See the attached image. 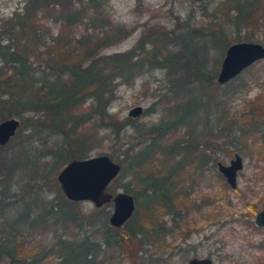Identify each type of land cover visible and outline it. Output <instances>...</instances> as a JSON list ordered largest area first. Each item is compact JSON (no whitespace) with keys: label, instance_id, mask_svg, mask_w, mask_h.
Here are the masks:
<instances>
[{"label":"trees","instance_id":"16d2710c","mask_svg":"<svg viewBox=\"0 0 264 264\" xmlns=\"http://www.w3.org/2000/svg\"><path fill=\"white\" fill-rule=\"evenodd\" d=\"M104 3L105 0H25L22 10H15L12 16L1 20L0 120L26 113L32 115L28 124L27 120L21 122L8 144L0 146V162L7 171L6 177L27 170L33 178L41 177L44 183V175L38 169L39 161L51 156L60 163L65 160L66 154H57L56 148L50 153L48 144L40 151L34 147L35 137L41 134H45L46 140L58 136L73 144L68 159L86 157V142L78 137L86 133V127L105 126L117 137L135 119L113 122L108 106L113 100L116 83H128L146 67H153L152 63L156 68L167 70L168 85L159 94L161 99L171 95L177 97L193 81L209 82L207 71L199 59L205 48L197 46L195 49L192 44L196 35H202L196 30H187L179 35H149L146 39H152L156 44L149 50L145 48L148 42L144 38L128 52L100 55L102 50L118 43L127 32L123 26L117 25L116 36L107 34L102 23L108 20L103 11L97 9L99 6L103 8ZM221 7L226 10V19L229 18L234 29H244L243 24L255 25L257 18H262V24L257 21L256 27L264 30V0H224ZM43 11L49 13V19L54 23H61L69 30L76 29L77 33L80 29L82 34L78 39L68 38L63 33L52 36L48 27L38 19ZM252 39L253 36L247 38L249 42ZM217 41H220V36H217ZM165 42L169 44L164 46ZM192 58H196V63ZM86 99L90 104L83 111ZM181 108L178 103L169 108L173 109L171 126H174L169 129L178 128L187 119ZM218 121L230 125L235 120L226 119L224 112ZM251 128L258 131L255 124ZM24 130L28 131L25 136L21 135ZM136 131L140 133L141 130ZM165 134L166 127L162 125L148 128L141 142L128 146L120 163L124 165L123 173H132L131 177L136 179L138 186L145 187L138 200L143 197L149 208L141 214L157 213L159 206L174 214L178 221L182 218L180 214L200 210L198 200L208 202L209 206L212 201V196L197 194V198H189L187 192L181 193L178 177L185 174L188 186L197 189L206 180V162L212 159L210 155L197 154V143L189 140L191 134L175 139L172 146L162 147L158 140ZM15 143L16 146H12ZM204 145L207 148L209 142ZM8 147L20 151L12 154L11 158L4 157L3 151ZM171 156L174 160L178 156L180 158L167 169L168 172L157 174V179L144 173L153 165L163 167L164 161L168 164L167 159ZM213 167L217 169L216 165ZM217 176L223 180L219 173ZM53 187L60 195L56 200L64 198L58 183L55 182ZM29 189L26 185L18 196L10 194L9 199L5 190L0 193V264H118L125 252L131 253L135 245L142 248L153 245L154 237L164 239L162 225H156V231L155 226L150 230L155 232L148 235L151 243L144 242V225L133 217L121 228L108 227L102 214L86 217L77 214V203L72 202L64 207L52 201L44 203L39 191ZM156 216L151 214V219L148 218L152 224ZM96 223L102 232L90 233L89 229ZM48 227L55 229L50 231ZM83 227L89 228L85 229L88 233L82 231ZM72 229H80L81 232L75 234ZM137 235L141 237L138 239ZM47 237H50L49 242ZM161 241L158 239L157 243ZM102 243L106 248L102 249Z\"/></svg>","mask_w":264,"mask_h":264},{"label":"rangeland","instance_id":"374dc122","mask_svg":"<svg viewBox=\"0 0 264 264\" xmlns=\"http://www.w3.org/2000/svg\"><path fill=\"white\" fill-rule=\"evenodd\" d=\"M24 2L25 0H0V22L12 16L15 10H22ZM222 2L224 0H105L104 7L97 8L103 11V16L108 20L102 25L109 36H116L117 25L127 29L118 43L102 50L100 55L128 52L149 35L153 37L161 34L179 35L187 30H196L202 35L199 37L196 35L192 44L195 49L197 46L205 48L199 59L207 71L209 80L208 83L193 81L177 97L171 95L169 98L161 99L158 96L168 85L167 70L156 68L152 63L153 67H146L128 83L117 82L113 100L108 106L109 114L114 118L113 122L118 123L132 119L128 115L129 111L141 107L143 112L135 121L124 128L117 137L105 126H95L93 129L86 127V133L78 136L86 142L84 145L86 157L74 159L106 155L121 165L120 175L109 185L107 191L114 195L126 193L133 196L135 210L131 218L144 225L143 233L146 234L145 239L142 238L144 242L151 243L148 235L155 234L150 231L154 226V231L158 230L156 225L163 226L164 239L154 237L153 245L142 248L135 245L131 253L125 252L121 261H117L118 264H188L192 258H207L212 260L213 264H264V227H257L254 223L256 214L264 209V59L226 84L219 85L216 82L225 51L231 44L239 40L264 46V30L256 27L257 21L261 24L263 21L262 18H257L255 25L243 24L244 29L236 30L230 26L229 18L226 19V10L221 7ZM262 15L264 17V13ZM49 17V13L43 11L38 19L41 24L48 27V33L52 36L56 37L63 33L67 37L78 39L82 34L80 29L78 33L76 29L69 30L61 23H54ZM217 36H220V41H217ZM249 36H253L252 42L247 40ZM146 41L147 50L155 47L154 40ZM168 44L169 42H165L164 46ZM192 62L196 63V58H192ZM89 101V99L84 101L86 104L83 111L87 110ZM196 102L200 106L197 107ZM177 103L182 106L181 113H184L187 119L183 124H179L178 128L171 130L169 128L174 127L171 126L173 109L169 108ZM206 111L210 114L207 113V117ZM224 112L226 119L235 120L231 121L232 124L224 125L218 121ZM251 115L253 116L250 117ZM11 118L19 120L20 124L27 120L28 124L32 115L26 113ZM253 124L258 131L251 128ZM161 125L166 127V134L158 140L162 147L172 146L175 139L191 134L189 140L197 143V154L210 155L213 160L206 162V180L197 189L188 186L189 180H185V174L178 175L182 188L177 189L181 188V193L187 192L189 198H197V194L212 196L210 206L208 202L198 200L200 210L180 214L182 218L178 221L174 214L164 211L159 206L157 213L141 214L149 208L143 197L138 200V195L145 187L138 186L136 179L131 177L132 173H123L124 165L120 163L123 159L122 154L129 145L141 142L148 128ZM136 129L141 130L140 133ZM27 133L28 131L24 130L21 135L25 136ZM206 142H209L207 148L204 145ZM34 144L39 151L48 144L50 153L57 151V154L63 153L67 157L62 163L54 156L39 161L38 169L44 175L42 178L45 180L44 183L40 180L41 177L35 179L27 170L6 177L7 171L0 162V193L5 190L9 199L10 194L18 196L21 189L29 185V190L35 189L40 192L44 203L52 201L61 207L67 206L70 201L64 196L56 200L59 193L53 185L57 183V174L73 160L68 159L73 144L64 142L58 136L46 140L45 134L35 137ZM12 146H16V143ZM19 151L20 149L8 147L3 151L4 157L11 158ZM234 154L241 156L244 164L238 173L237 188L232 190L224 178L222 181L218 178L219 172L213 166L218 162L228 165ZM179 158L178 156L174 160L171 156L167 159L168 164L164 161L163 167L153 165L151 170L143 172L154 175L153 178L157 179V174L168 172L167 169ZM146 201L149 202L147 199ZM76 211L85 217L90 214H102L101 217H106L109 227L108 218L113 211V205L109 203L101 208H95L90 202H80L77 203ZM151 214H157L153 224L148 219H151ZM48 229L52 231L55 228ZM85 229L89 228L83 227L82 231L87 232ZM89 230L90 233L102 232L97 223ZM72 231L75 234L81 232L80 229ZM97 237L101 239L100 236ZM140 237L141 235H137L138 239ZM49 239L50 237H47L46 241L49 242ZM158 239L162 241L157 243ZM104 248L106 246L102 243V249ZM117 253L118 251L115 255Z\"/></svg>","mask_w":264,"mask_h":264},{"label":"water","instance_id":"95a60500","mask_svg":"<svg viewBox=\"0 0 264 264\" xmlns=\"http://www.w3.org/2000/svg\"><path fill=\"white\" fill-rule=\"evenodd\" d=\"M264 59V46L258 43L238 42L231 44L225 51L220 70L216 77L219 85L236 78L244 70ZM141 107H135L128 113L135 119L142 114ZM20 127V121L10 118L0 122V146H5L15 136ZM217 171L224 178L226 184L234 190L237 188V176L243 169V161L237 154L228 165L220 162L216 165ZM121 172V165L106 155L87 159H73L68 162L57 174L63 196L72 203L90 202L95 208H101L109 203L113 211L108 218L109 226L121 228L133 215L135 200L126 193L112 194L108 187ZM257 227H264V209L255 216ZM188 264H213L212 260L192 258Z\"/></svg>","mask_w":264,"mask_h":264},{"label":"flooded vegetation","instance_id":"af4514ba","mask_svg":"<svg viewBox=\"0 0 264 264\" xmlns=\"http://www.w3.org/2000/svg\"><path fill=\"white\" fill-rule=\"evenodd\" d=\"M235 155V154H234ZM238 155V154H237ZM241 157V156H240ZM242 159V158H241ZM242 161H243V159H242ZM243 164H244V162H243Z\"/></svg>","mask_w":264,"mask_h":264}]
</instances>
